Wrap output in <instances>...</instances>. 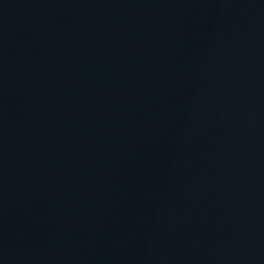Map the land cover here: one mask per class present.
Here are the masks:
<instances>
[{"label":"water","instance_id":"1","mask_svg":"<svg viewBox=\"0 0 264 264\" xmlns=\"http://www.w3.org/2000/svg\"><path fill=\"white\" fill-rule=\"evenodd\" d=\"M0 264H264V0H0Z\"/></svg>","mask_w":264,"mask_h":264}]
</instances>
